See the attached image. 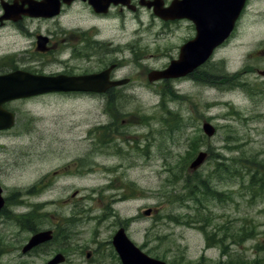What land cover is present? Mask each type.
<instances>
[{"label":"rangeland","instance_id":"374dc122","mask_svg":"<svg viewBox=\"0 0 264 264\" xmlns=\"http://www.w3.org/2000/svg\"><path fill=\"white\" fill-rule=\"evenodd\" d=\"M141 7L127 8V22L101 23L109 37L125 28L119 41L136 44L127 51V99L37 100L21 106L35 115L31 132L0 133L8 199L0 264H45L47 251L75 252L76 243L112 251L120 228L178 264H264V0H249L230 38L189 79L156 83L148 73L178 59L194 31ZM200 151L209 158L191 173ZM149 208L158 212L145 217ZM27 218L32 230L17 222ZM51 225H59L52 247L23 255L31 233Z\"/></svg>","mask_w":264,"mask_h":264},{"label":"flooded vegetation","instance_id":"af4514ba","mask_svg":"<svg viewBox=\"0 0 264 264\" xmlns=\"http://www.w3.org/2000/svg\"><path fill=\"white\" fill-rule=\"evenodd\" d=\"M43 1L0 0V121H8L12 124L10 128L0 129V133L31 132L35 115L32 114V109L26 114V109L21 106L30 105L33 108L37 100H45L52 96L64 99H127V85L132 83V78L127 77V58L133 60V56L127 57V51L131 47L134 51L136 44L127 45V40L119 41L121 37L127 36L125 28L118 29L109 37L101 23L112 20L111 17L127 22V14H125L127 8L139 11L144 5L145 8L153 10L148 5L154 0H131L130 7L111 4L105 13L97 12L88 1L74 0L71 4H62L60 13L54 17L36 14L33 11L36 5ZM168 5L166 3V6ZM173 22L185 23L194 31L193 37L182 46L196 36L195 25L189 20ZM186 77L178 80L189 79ZM37 78H58L64 80L63 85L70 86L71 84L68 83L72 82L80 88L68 87L70 90L35 95L32 92L36 90ZM80 79L93 81L77 82ZM20 91H27L24 92L27 96H15V93ZM67 170L68 167L64 166L55 170L53 174L58 176ZM83 174L85 173H81ZM47 179L49 182L50 176L45 180ZM48 182L44 181V184L47 185ZM2 215L5 216L6 212L0 216ZM25 223L21 225L29 227ZM58 226L51 225L45 229L52 232V242L23 255H33L41 248H51L59 239ZM29 230L32 229L29 227ZM76 246L75 252L47 251L45 264H49L58 254L64 256L60 264H104V260H108V264H123L112 239L108 243L112 251H103L100 247L85 248L82 243H76ZM37 253L41 255L39 251ZM146 254L166 264H178L155 253L146 252ZM82 258L85 261H82ZM200 262L198 264H206L202 263L205 262V258Z\"/></svg>","mask_w":264,"mask_h":264},{"label":"water","instance_id":"95a60500","mask_svg":"<svg viewBox=\"0 0 264 264\" xmlns=\"http://www.w3.org/2000/svg\"><path fill=\"white\" fill-rule=\"evenodd\" d=\"M70 3L73 0H64ZM93 7L99 11H105L112 3L129 4L130 0H88ZM213 1V2H212ZM184 0L180 3H173L171 8L163 9L162 2L155 4V13L165 20H173L176 18H189L196 24L198 36L195 40L187 43L181 50L180 59L173 61L169 68L165 71H153L149 74L150 81L159 79L178 78L185 76L194 71L200 65L205 63L212 55L214 49L223 43L231 34L236 20L239 18L247 0ZM51 2V9H43L42 4H37L36 9H33L36 14L42 13L47 16H53L60 9L59 0H48ZM184 2V3H183ZM201 3V4H200ZM206 5V6H205ZM202 6V7H201ZM213 6V7H212ZM220 6V7H219ZM205 7V8H204ZM208 9H207V8ZM44 10V11H43ZM46 10V11H45ZM191 10V11H190ZM42 11V12H41ZM46 12V13H44ZM215 35V36H214ZM259 74L264 77V70L259 71ZM101 77V76H97ZM91 79H80L77 82L86 83L92 82ZM62 79H47L37 78L36 90L32 93L35 95L45 92H55L70 90L69 88H80L78 85H73L69 82L68 85H63ZM38 85V86H37ZM63 85V86H62ZM67 86V88L65 87ZM73 86V87H72ZM69 87V88H68ZM73 90V89H72ZM19 93L15 96H27V91ZM22 94V95H21ZM3 124V125H2ZM12 126L8 121H0V129L10 128ZM203 130L208 137L214 136L216 129L210 123H204ZM208 154L200 152L190 164L192 171L198 170L206 161ZM3 189L0 185V212L5 205V200L2 197ZM152 209L144 212V215L149 216ZM52 240L51 232H40L35 234L24 247L23 252H28L40 244ZM113 244L120 254L124 264H165L159 260H155L144 254L126 235L125 230L121 229L116 233L113 239ZM64 260L63 255H57L49 264H59Z\"/></svg>","mask_w":264,"mask_h":264},{"label":"trees","instance_id":"16d2710c","mask_svg":"<svg viewBox=\"0 0 264 264\" xmlns=\"http://www.w3.org/2000/svg\"><path fill=\"white\" fill-rule=\"evenodd\" d=\"M198 185V184H197ZM200 187L201 190L204 191V194L206 195H213V191L209 188L208 184H206L205 182H202L201 184L198 185ZM188 188H191V186H189ZM196 188V187H195ZM194 190V188H191ZM195 193H197V191L194 190ZM215 196V195H214ZM30 219H28V221H26L27 224H29ZM31 222V221H30Z\"/></svg>","mask_w":264,"mask_h":264}]
</instances>
